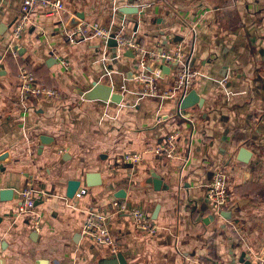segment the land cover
Segmentation results:
<instances>
[{"label":"crops","instance_id":"obj_1","mask_svg":"<svg viewBox=\"0 0 264 264\" xmlns=\"http://www.w3.org/2000/svg\"><path fill=\"white\" fill-rule=\"evenodd\" d=\"M60 1L62 12L36 9L15 41L10 33L22 0L0 3V154L8 152L0 162V188L14 190L11 200L0 201L2 264H102L112 254L82 232L94 213L127 264H232L231 258L240 264L242 252L255 264L264 245V0ZM126 5L137 12L118 10ZM77 13L83 14L79 22L133 35L149 50L179 46L197 71L188 90L196 91L198 102L181 110L187 92L140 95V68L128 50L98 39L67 40L64 28ZM20 65L59 97L23 93ZM163 65L150 62L148 68L159 71L158 83L166 88L174 68L166 64V72ZM93 81L119 93L124 85L122 100L82 99L76 91ZM172 134L176 155L170 158L155 149ZM41 135L51 138L47 145ZM241 146L251 152L248 162L236 157ZM131 152L142 159L122 162ZM218 170L229 177L228 218L215 214L206 196ZM88 171L100 172L102 184L85 186ZM151 171L168 188L155 190ZM70 179H81V198L65 196ZM28 184L46 194L34 208L39 230L13 215ZM120 190L123 198L112 197ZM114 199L148 213L157 233L138 230L127 211L112 208Z\"/></svg>","mask_w":264,"mask_h":264},{"label":"built area","instance_id":"obj_2","mask_svg":"<svg viewBox=\"0 0 264 264\" xmlns=\"http://www.w3.org/2000/svg\"><path fill=\"white\" fill-rule=\"evenodd\" d=\"M2 0H0L1 3ZM42 9L46 14L62 12L64 9L63 3L60 0H22L19 14L16 17L11 33V41H15L20 37L22 32L27 28L31 16L36 9ZM64 34L71 44H76L89 39H98L107 44L111 34L115 39L117 46L133 52L137 66L140 72L135 76V79L141 83L140 95H153L164 97H172L177 93L185 94L190 88L197 71L190 68L187 64L184 54L179 46L168 48L166 50L154 51L146 49L145 45L141 44L133 35L125 33L113 32L110 28L102 26L97 21H81L73 28H64ZM64 64L65 62L61 60ZM150 62H162L166 64L175 63L173 83L171 86L163 88L159 85V71L149 70ZM110 70L107 69L106 74L110 75ZM19 89L34 98L53 99L59 97V92L52 86H48L41 80L37 79L34 73L25 65H20L17 70ZM112 85V84H111ZM125 86L121 85L120 93L125 92ZM175 136H168L164 142L159 144L155 151L163 153L167 157L176 155ZM142 159V153L131 152L125 153L121 157V161L126 164H136ZM229 177L223 170H218L214 173L212 179L207 184L206 196L209 199L214 213L219 215L229 204ZM85 193V189L81 188L74 194L75 198H81ZM45 192L33 188L32 184L26 185L21 191V200L13 211L14 218L23 217L32 225L35 230H39V218L35 212V202L44 199ZM112 208L115 210L127 211L128 216L133 225L140 230L154 236L157 233L158 226L150 219L148 213L139 209H127V206L118 201L112 203ZM83 234L90 237L97 244L104 245L108 248L111 254L118 253V242L106 228L103 223V218L97 213L87 217L82 224ZM255 264H264V257Z\"/></svg>","mask_w":264,"mask_h":264},{"label":"water","instance_id":"obj_3","mask_svg":"<svg viewBox=\"0 0 264 264\" xmlns=\"http://www.w3.org/2000/svg\"><path fill=\"white\" fill-rule=\"evenodd\" d=\"M118 10L122 13H125V14L137 12V8L135 6H129V5L121 6V7H119ZM82 19H83V14L77 13L75 16H72L68 19V21L66 23V27L72 28L79 23V20H82ZM11 24H12V22L9 24V26H11ZM107 45L117 46V43H116L115 39L113 38V34H111L110 38L108 39ZM128 54L130 56H133V52L130 50H128ZM170 65L174 66L175 63H171ZM135 67L137 68L138 66L136 65ZM168 67L169 66L164 64L162 66V70L167 72V71H169ZM76 92L84 100H100V101H104V102L112 101L115 103H119L122 100V94L115 91L111 84L104 83V82L93 81L91 83V87L89 89L77 90ZM198 99H199V96L196 93V91L194 89H190L187 91V93L185 95H183V97L179 101V108L181 110L187 109V108L191 107L192 105H194L195 103H197ZM39 139H40L42 146L47 145L49 143L48 139L51 140V138H49L45 135H41L39 137ZM250 156H251L250 150H248L244 146H241L238 149L236 157L241 162H248ZM7 157H8V152H2L0 154V162H3L5 159H7ZM148 182H150L153 185L155 190L160 189L161 186L163 188H168V185L165 183L163 184L161 177L156 175V173L154 171H151ZM80 183H81V179H70V180H68L66 191H65V196L67 198H70V199L74 198V194L78 190ZM83 183L87 187L101 185L102 184L101 173L98 171L85 172ZM13 193H14V190L12 188L1 187L0 188V201L11 200L13 197ZM124 195H125L124 190H120V191L115 192L112 197H114L115 199H117V198L121 199L124 197ZM115 199H114V201H115ZM37 201L35 202V204L37 203ZM118 202H120V201H118ZM157 208H158V205H157ZM155 213H156V210H154V214L152 215L153 218L155 217ZM228 213L229 212L221 210L219 212V216H221L223 218H228L230 215V213L229 214ZM0 219H1V216H0ZM260 256L264 257V245H263V248L260 252ZM2 261L4 262V260L0 258V264H2ZM230 261L232 264H234L236 260H235V258H231ZM238 262L240 264H250V260H245V252H242L240 254V256L238 258ZM39 264H50V263L46 259H41ZM102 264H127V262L125 260L124 255L121 252H118L117 254H112L111 257L108 258L107 260L103 261Z\"/></svg>","mask_w":264,"mask_h":264}]
</instances>
